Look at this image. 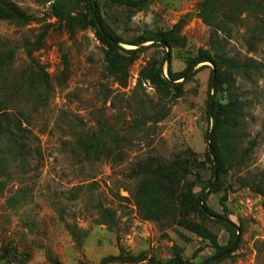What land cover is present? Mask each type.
Segmentation results:
<instances>
[{"label":"rangeland","instance_id":"1","mask_svg":"<svg viewBox=\"0 0 264 264\" xmlns=\"http://www.w3.org/2000/svg\"><path fill=\"white\" fill-rule=\"evenodd\" d=\"M8 1L33 19L26 26L0 20V61L13 50L0 67V113L30 132L23 138L30 156L2 163L0 264H101L117 256L144 260L106 264L175 256L200 264L217 254L216 245L228 250L212 264H264V200L244 185L264 172V0L226 26L227 56L248 65L230 78L244 108L227 137L208 115L210 96L227 99L226 85L209 89L211 64L188 73L179 98L156 75L160 68L165 78L168 69L182 73L209 50L203 0H97L100 19L122 41L116 47L93 26L69 30L44 0ZM234 1L244 8L242 0H224L225 13L240 10ZM87 3L74 1L73 14L90 19ZM165 33L166 46L157 41ZM160 113L166 116L157 121ZM97 143L105 153L90 151ZM177 154L192 162L179 189L183 216L178 223L141 220L131 167L146 157L169 163ZM202 190L212 212L205 215Z\"/></svg>","mask_w":264,"mask_h":264},{"label":"trees","instance_id":"2","mask_svg":"<svg viewBox=\"0 0 264 264\" xmlns=\"http://www.w3.org/2000/svg\"><path fill=\"white\" fill-rule=\"evenodd\" d=\"M78 0H44V3H50V15L60 21H64L69 30L76 28L85 29L88 26L95 28L96 34L99 39L107 43L111 47H116L117 44L122 41L106 26L98 15V1L87 0V7L91 13V18L78 17L77 14H73V2ZM139 2H146L147 0H137ZM224 0H203L198 5L199 17L202 23L209 27V50L199 53L196 57L190 60L182 73H171L168 69V76L165 78L162 75L161 68L157 71V79L162 85H166L172 88L175 92L174 98H179L183 91L182 83L185 81L186 76L190 73L198 64L209 63L213 66L215 72L214 86H212V72L210 76L209 89H215L218 91L222 85H226L224 88L227 96L226 102L220 104L210 96L208 101V115L213 120V128L220 124L227 132L224 135L227 137L234 132L239 126V120L241 117L244 104L235 95V92L231 89L230 78L232 73L241 72L242 69L248 68V65L234 62L227 56L225 51V44L227 43V25L231 24L237 19L246 8L250 7L253 0H242L247 5L244 8L240 5V1H234L231 4L233 6L237 4L239 11L236 13H225L223 8ZM97 14V16H95ZM32 17L18 8L14 3L8 0H0V20L10 22L16 26H26L32 21ZM143 43H147L151 40L143 39ZM162 45H169L168 34H160L157 38ZM133 46H139V41H133ZM5 47L4 44H0V48ZM13 54L12 49H8L5 57L0 61V67H5ZM181 80V81H180ZM180 81V82H179ZM6 114L0 113V175L4 172L2 169V163L25 161L29 158L30 154L26 150V146L23 143V138L28 137L30 132L23 128L20 121L17 119H10ZM165 113L159 114L157 121L164 119ZM14 124V133L10 125ZM27 135V136H26ZM17 138L22 139L21 142ZM96 142H100L98 138ZM90 151H105L98 149V143L94 146H89ZM245 150L243 157L246 156ZM191 153V152H188ZM211 153L215 155L217 162L219 154L214 149V144L211 145ZM242 157V159H243ZM192 172V162L185 159L182 154H177L169 163H163L154 157H146L144 160L136 162L130 169L131 177L137 180L135 192L133 195L134 205L136 213L141 220L155 221L165 223H178L180 215L183 216L186 203L183 201V205L180 201L179 189L182 180ZM245 187L250 189L255 194L261 196L264 200V172H259L251 175L248 179L244 180ZM4 184L0 181V192L2 191ZM205 190H202L198 196L203 205L201 213L205 215V212L212 213L206 205V196H204ZM9 206L13 207L17 202L16 198H10ZM226 201V195L220 198V203L224 207ZM181 223V222H180ZM233 245V243H232ZM215 249L217 254L209 260L200 264H212L215 259L224 256L228 247H221L216 245ZM6 250L0 256L4 258L6 256ZM143 261V257H110L101 262L106 264L113 261ZM52 264H58L53 262ZM149 264V263H147ZM156 264H191L190 262L181 259L180 257H173L168 259L164 263Z\"/></svg>","mask_w":264,"mask_h":264},{"label":"water","instance_id":"3","mask_svg":"<svg viewBox=\"0 0 264 264\" xmlns=\"http://www.w3.org/2000/svg\"><path fill=\"white\" fill-rule=\"evenodd\" d=\"M166 59L168 60V56H167ZM212 77H213V80H212V86H214V78H215V72H214V70H213V72H212ZM209 151H210V149H209ZM237 241H238V239L236 240L235 244L237 243ZM235 244H234V246H235ZM234 246H233V247H234Z\"/></svg>","mask_w":264,"mask_h":264}]
</instances>
